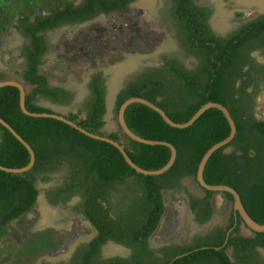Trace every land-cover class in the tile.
<instances>
[{
  "label": "trees",
  "instance_id": "1",
  "mask_svg": "<svg viewBox=\"0 0 264 264\" xmlns=\"http://www.w3.org/2000/svg\"><path fill=\"white\" fill-rule=\"evenodd\" d=\"M131 1L80 0L75 3L66 0L50 6L47 13L35 10L33 14L25 13L17 18L14 26L24 38L20 55L26 60L21 74L28 83L36 84L25 95L26 109L32 112L49 111L34 102L37 93L60 103L67 102L70 97V93L62 88L47 87L45 76L38 73L37 65L47 50L46 31L65 23H79L100 12L108 14ZM171 1L173 7L170 19L177 28L175 38L186 53L199 59L198 66L194 70H188L180 60L172 57L165 60L160 67L144 68L142 73L125 82L118 92L115 112L128 97L139 96L154 102L173 121L185 122L207 101L223 104L234 119L237 129L230 143L254 148L255 156L249 159L247 175L240 173V180L237 181L226 165L222 146L209 156L204 166L203 178L209 184H228L238 190L249 215L255 221L263 223L264 120L250 116L242 122V115L237 114L239 107L233 104L234 95L248 94L246 86L253 81L243 82L238 88L234 87V81L246 75L240 73L242 65L239 62V55L249 46L244 42L261 25L257 24L256 27L255 22H252L246 30L238 29L228 37H220L206 23L208 8L197 7L193 0ZM198 12L202 17L200 21H197ZM201 21L202 28L199 27ZM262 43L264 44V39ZM101 80L100 74L91 78L90 95L84 102L85 117L76 121L91 132H98L104 124L102 116L105 111V86ZM257 90L258 88L254 89ZM0 117L31 146L35 154L34 165L27 171L11 173L0 170V235L4 233L6 223L29 211L34 205L38 190L34 186L32 171L43 169L48 163L54 164L67 159L76 167L71 172L78 177V182L67 186L62 192L70 191L69 196L79 195L81 205H77L78 210L98 230V234L87 247H82L84 252L81 250V264H91V259L98 253L99 245L109 236L127 245H136L133 259H124L122 264H264V258L255 248L264 247V231L255 232L253 237L235 236L224 243V230L218 229L213 240L204 238L192 247L167 248L169 252L162 263L156 258L152 263L146 262L142 257L144 254H151V250L147 248L146 237L157 227L164 212L162 188L179 186L183 175L194 176L204 152L229 133L228 122L220 110L208 108L190 126L175 128L142 103L132 102L125 108L124 119L131 131L146 139L168 141L176 148L177 154L172 166L158 175L136 172L108 142L89 137L60 120L23 113L19 107V90L15 86L0 87ZM76 117L77 114L69 113L68 118L71 120ZM0 128L3 130L0 164L7 167L26 165L29 161L26 148L8 130L1 126ZM108 136L119 140L117 133L113 132ZM123 146L131 160L144 169L160 168L170 156V149L161 144L149 145L128 138ZM89 182L91 189L86 188ZM121 185L126 189L135 188L140 193L134 204L137 210L126 216L119 226L117 219V224L114 221L105 224L103 219L108 215L104 214L99 198L107 200L108 193L104 197L102 191L108 192L111 187ZM73 187L75 188L72 191ZM207 193L202 199L190 196L191 209L200 203V212H197L196 218L202 222L210 217L212 211L209 197L214 192ZM73 208L76 209V206ZM136 213L138 219L135 217V225L131 226L129 220ZM228 246H233L232 254L227 252ZM231 255L234 257L233 261Z\"/></svg>",
  "mask_w": 264,
  "mask_h": 264
},
{
  "label": "flooded vegetation",
  "instance_id": "2",
  "mask_svg": "<svg viewBox=\"0 0 264 264\" xmlns=\"http://www.w3.org/2000/svg\"><path fill=\"white\" fill-rule=\"evenodd\" d=\"M80 1V0H79ZM79 1H74L75 3ZM197 7H205L209 9V12L206 16V23L211 29V31L220 37H228L231 34H234L238 29H245L250 28V23L255 22L256 27L257 24L261 25L260 29L251 34L248 39L245 40L244 43H247L249 46L246 50H243L242 53L239 55V62L241 63L242 67L240 73L244 74L242 78H237L234 81V87L238 88L243 85V82H249L253 80L252 83H249L246 86V90L248 94L246 95H234V105L239 107L237 114L242 115V122H245L250 116L254 117L255 119H262L264 120V114L261 116L257 112L261 110L264 113V44L262 43L264 39V0H193ZM134 5L137 7L149 8L151 10V14L153 18L155 17L157 20L160 19L158 15L159 9L163 10L164 18L166 21L164 22L168 27L162 28V31L166 35L167 42L166 45H163L160 50L153 52L150 55H141V54H134L132 59L125 60L126 63V73L121 78V86L119 90L115 94V98L113 100L111 109L109 110L107 104L105 103V96H104V103H105V111L102 116V120L104 124L101 128L105 125H109V117L110 113L113 110L115 115V101L118 92L123 87L125 82L135 78L139 73H142L144 68H157L164 64L165 60L168 58L176 57L180 60L184 67L188 70H194L198 64L199 59L192 54L186 53L178 44L175 34L177 32V28L175 24L172 23L170 16H171V9L173 7V3L171 0H132L128 5ZM126 6V5H125ZM123 6V7H125ZM123 7L119 8L122 9ZM49 9V8H48ZM115 10L110 11L109 13ZM46 12H42L47 13ZM105 13L100 12L92 18H95L99 15H103ZM197 21H200L201 14L200 12L197 13ZM89 19H85L80 21L85 22ZM162 22V21H160ZM75 24L65 23L60 27L52 30H48L45 33V41L46 35L48 32L55 31L57 29L65 28L66 26H73ZM203 22L199 23V27L202 28ZM14 30L16 32L15 39H19V46L18 49L20 51L21 46L24 43V38L22 35L16 30L14 26ZM171 42H173L171 44ZM46 42V46H47ZM253 47V48H249ZM178 48L180 50L179 54H174L170 51H174ZM249 48V49H248ZM48 50V49H47ZM40 58V63L37 65L38 73L43 74L46 78L47 87H59L64 89L66 92L70 93L69 100L67 102L60 103L58 101H54L50 97L44 96L41 93H37L35 95L34 102L40 105L43 108H46L51 111L61 112L59 110H55L51 107L45 106L43 103L55 104L58 106L69 108V112H62L69 116V113L77 114L73 121H79L80 117L84 118L86 114V107L84 106V102L87 100L88 96L90 95V88L89 83L93 75L100 74L101 82L105 86V95L108 92L110 93L111 85L114 83L115 76L120 70V66L115 67V69H111L113 64H107L105 62H99L95 67L86 68L85 75L83 76V82H77L73 76V74H68L65 81L62 82H53L49 79L44 73L41 72L40 68L46 66L44 62V58L47 55L48 51ZM19 58L23 61V66L20 71L21 79H16L23 83L25 88L26 94L30 93L32 88L36 86V84L28 83L24 77L22 76L21 72L25 68L26 60L24 56L19 54ZM134 58V59H133ZM141 58V59H140ZM136 59V60H135ZM140 59V60H139ZM6 60V59H5ZM134 62H138L135 68H131ZM254 64V65H253ZM114 67V65H113ZM118 69V70H117ZM233 78V76H232ZM110 81L112 84H110ZM110 84V85H109ZM255 84L257 86H255ZM29 86V90H26V86ZM254 91V89H257ZM237 98V99H236ZM42 101V102H41ZM185 101H188L185 99ZM208 102V101H207ZM223 105V104H222ZM230 113V112H229ZM223 114V113H222ZM117 117V116H116ZM115 131L108 132L106 135L110 133H117L119 136V142L122 145L123 137L128 141V136L121 130L117 123V118L115 120ZM0 126L6 129L1 123ZM98 133H101L100 130ZM8 130V129H6ZM120 132H117V131ZM9 131V130H8ZM237 131V129H236ZM10 132V131H9ZM2 133L3 130L0 128V148L2 142ZM11 133V132H10ZM12 134V133H11ZM102 134V133H101ZM236 134V133H235ZM235 136V135H234ZM234 138V137H233ZM232 138V139H233ZM231 139V140H232ZM231 140L224 145L222 149V153L225 155V162L228 169L232 172L233 177L237 181L240 180L239 174L242 173L243 175H247L249 168V159L252 156H255V150L252 147H241L237 143H230ZM35 162V160H34ZM1 165V164H0ZM34 165V164H33ZM4 166V165H3ZM7 167V166H6ZM33 167V166H32ZM31 167V168H32ZM74 163L68 162L67 159H62L61 161H56L54 164L48 163V165L43 169L38 171H32V176L34 180V186L37 188L38 192L35 198L34 205L29 211H26L23 214L29 213L30 217L34 216L32 214V209H36L40 216L36 218L32 223L27 221V223L22 224L19 228L13 226L14 222L20 217H17L8 223H6V228L9 227V234L7 235L4 233L0 235V241L8 237H12L15 240V236H19L24 234V238H22L20 245H16V243L11 246V248L7 249L8 242L4 243L3 241L0 242V245L5 246V251L1 252L3 255L0 257V264H81V257L83 255L84 249L82 247H87L88 243L96 237L98 234V230L96 227L91 223L90 219L82 212L79 211L77 205L80 206V197L78 194H70V191L62 192L64 188L67 186L76 184L78 182L77 176L71 172L74 170ZM30 168V169H31ZM76 168V167H75ZM77 170V169H76ZM6 172V171H5ZM76 172H79L78 170ZM196 174V173H195ZM53 176L51 179L41 180L42 176ZM76 177V178H75ZM81 179V177H80ZM79 179V180H80ZM239 179V180H238ZM179 186L172 187V188H162V198H163V190H167L168 192H173L175 197L178 196L177 201H179V207H175V209L179 210L178 214V221L180 227V235L177 239H166V240H155V232L157 227L146 237L147 248L151 250V254L149 255L144 254L142 255L143 259L146 262H154L153 259L156 258L159 263H162L164 259H166L169 250L167 248L170 247H192L195 245L196 242H202L200 239L206 238L213 240V238L217 235L218 229H223L225 233V241L229 238H233L235 236H243V237H253L256 231L251 230L247 225L244 223L242 217L239 213L233 208V197L228 192H214L209 197V203L211 205L212 211L210 217L206 221H199L197 217V212H200V203L196 204L194 209L190 207V196H194L198 199H202L206 197L208 194L207 190L202 188L196 178L195 175H183L181 176ZM192 184H195L198 187V190L193 191L191 189ZM228 185V184H227ZM230 186V185H229ZM232 187V186H231ZM75 187H73L72 191ZM86 188L91 189L92 185L89 182V186ZM123 186H113L110 188L108 192L106 190L102 191V196L106 193L107 200H102L99 198L100 203L104 214L107 216L103 219L105 224H110L111 221L116 223V219L119 221L117 224L119 226L122 223V220L131 214L135 209V203L137 202V198L140 194L135 188L125 189L123 190ZM235 189V188H234ZM86 190V189H85ZM114 190V191H113ZM236 190V189H235ZM240 196V192L236 190ZM111 193V194H110ZM216 194H220V200H217ZM241 202L243 204L242 198L240 196ZM80 204V205H79ZM221 206V210L217 217V211L215 207ZM76 206V209L73 208ZM245 210L247 211L245 205L243 204ZM164 208V203H163ZM117 212V213H116ZM134 212V213H135ZM248 213V211H247ZM22 214V215H23ZM249 214V213H248ZM21 215V216H22ZM163 215V213H162ZM161 215V217H162ZM72 216H78L82 221L81 223L86 226V232L82 234H77L76 236H72L63 240L62 246L56 249H48L45 247V250L41 249V234L47 233L48 237H52V242L57 244L59 237H62L60 233H65L61 228H66L67 230L70 228V218ZM181 216V218H180ZM138 219V214L136 213L135 216L129 220L130 225H135L133 222L134 218ZM160 217V219H161ZM11 225L13 228L11 229ZM178 225V226H179ZM50 227L52 229H58L57 234H54L52 231L49 232L46 229ZM22 228L21 234L19 229ZM182 228V229H181ZM60 229V230H59ZM21 231V230H20ZM26 231L30 234L26 235ZM44 231V232H42ZM40 232V233H38ZM12 233V234H11ZM52 234V235H51ZM20 238V236H19ZM27 238V240H26ZM63 238V237H62ZM138 239H142V237H136ZM136 240V239H135ZM206 241V240H205ZM3 246V247H4ZM20 248H26V252L23 253L22 257L20 256L21 252H19ZM256 250L260 253L261 257L264 258V247L256 246ZM83 250V252L81 251ZM136 250V245H127L126 243L116 240L113 237L109 236L106 237L105 240L99 245L98 253L91 259V264H122V260L128 259L132 260L133 252ZM227 250H230V253L233 252V246H228ZM32 258V261L24 260L27 256ZM149 255V256H148ZM232 256V255H231ZM34 259V260H33ZM231 260H234V257H231Z\"/></svg>",
  "mask_w": 264,
  "mask_h": 264
},
{
  "label": "rangeland",
  "instance_id": "3",
  "mask_svg": "<svg viewBox=\"0 0 264 264\" xmlns=\"http://www.w3.org/2000/svg\"><path fill=\"white\" fill-rule=\"evenodd\" d=\"M64 1L66 0H0V81L5 79H21L20 71L23 61L19 58L18 43L20 38L15 39L16 32L14 30L17 18L25 13L33 14L35 10L46 12L50 6ZM158 15L160 16L159 20L155 17L153 18L149 8L129 4L122 9L99 15L80 24L48 32L46 35L48 52L44 58L46 66L40 68V70L55 83L65 81L68 74H73L75 80L82 83L86 68L95 67L99 62L114 65L124 60L130 61L132 59L131 56L134 54H141L142 56L150 55L160 50L163 45L169 42L164 34L165 31H162V28L168 30V27L164 23L166 19L164 18L163 10L159 9ZM170 52L177 55L180 53V50L176 48V50ZM134 63L138 64V62ZM26 90H29L28 85L26 86ZM42 104L64 113L70 111L69 108L55 104L43 102ZM257 113L261 116L264 114L261 110ZM115 120L116 115L112 110L109 117V125L101 128L100 132L107 134L108 132L115 131ZM117 132L120 131L118 130ZM122 143L126 144L124 137ZM51 177L53 176H42L41 180H48ZM125 189L123 188V190ZM191 189L196 191L198 187L192 184ZM216 196L217 200H220V194H216ZM177 197H175L173 192L163 190L164 212L155 232V240H173L177 239L181 234L182 230L178 229L180 225L178 221L179 210L177 209L180 204L177 201ZM215 208L218 217L221 206L219 205V209ZM31 212L34 216L30 217L29 213L23 214L13 223V226L17 225L19 228L22 224L27 223V221L32 223L40 216V213L36 209H32ZM70 221V228L68 230L61 228L65 233H60L63 238L59 237L56 245L51 240L53 238L48 237L47 233L41 234V249L45 250V247H48L50 250L56 249L62 246L63 240L86 232V226L81 223L82 220L78 216H72ZM13 226L11 225V229ZM9 227H5L4 233H10ZM22 230L24 229H19L20 234ZM46 230L52 231L54 234L59 233L58 229L50 227ZM26 232V235L30 234L28 231ZM19 236L16 235L15 240L10 236L1 241L4 243L8 242L6 243L8 249L14 243L17 246L20 245L24 234ZM3 246L0 245V257L3 255L1 252L5 251V246ZM19 252H21L20 256L22 257L23 253L26 252V248L19 247ZM227 252L231 254L230 250H227ZM24 260L32 261V258L27 254Z\"/></svg>",
  "mask_w": 264,
  "mask_h": 264
},
{
  "label": "water",
  "instance_id": "4",
  "mask_svg": "<svg viewBox=\"0 0 264 264\" xmlns=\"http://www.w3.org/2000/svg\"><path fill=\"white\" fill-rule=\"evenodd\" d=\"M124 61H121L117 64H114V67L112 65L111 69H115V67L117 68V66H120V70L117 73V75L115 76L114 79V83H115V87L113 90V94L111 96L112 99V103L113 100L115 98V94L116 92L119 90L120 86H121V78L123 77V75L126 73V63H124ZM136 64L134 63L132 66H130V69L135 68ZM118 70V69H117ZM110 84L111 81H110ZM109 84V85H110ZM5 85H11V86H15L18 90H19V107L21 109V111L27 115H31V116H36V117H49V118H53V119H57L60 120L66 124H68L69 126L77 129L78 131L82 132L83 134L101 140V141H105L110 143L111 145H113L123 156V158L125 159L126 163L132 167L136 172L141 173V174H146V175H158L161 174L163 172H165L166 170H168L173 162L175 161L176 158V148L174 147V145L168 141L165 140H152V139H146L143 138L137 134H135L133 131H131V129L127 126L125 119H124V111L125 108L132 102H138V103H142L148 107H150L151 109H153L155 112H157L161 118L171 127H175V128H185L190 126L206 109L208 108H216L218 110H220L225 119L228 122L229 125V133L227 134L226 137H224L223 139L215 142L214 144H212L205 152L204 154L201 156L198 165H197V169H196V174H195V178L198 182V184L207 190H211L214 192H228L232 195L233 197V208L235 210V212L237 211L239 213V215L242 217L244 223L247 225V227H249L251 230L256 231V232H263L264 231V222L263 223H259L257 221H255L245 210L240 196L238 194V192L231 186L227 185V184H209L207 183L204 178H203V170H204V166L209 158V156L218 148L226 145L235 135L236 133V125L234 122V119L232 118V116L230 115L228 109L222 105L219 102H214V101H208L204 104H202L193 114L192 116L185 122H175L173 121L170 117H168V115L166 114V112L160 108L159 106H157L154 102L145 99L143 97H139V96H131L128 97L127 99H125L120 106L117 109L116 112V118H117V123L119 125V127L121 128V130L131 139L141 142V143H145V144H149V145H153V144H161V145H165L170 149V156L169 159L167 160V162L160 168L157 169H144L138 165H136L131 158L129 157L128 153L126 152L124 146L117 140H114L113 138L109 137L106 134H101L98 132H91L85 128H83L82 126L78 125L75 121L71 120L70 118L66 117V115L62 112H55V111H44V112H32L29 111L28 109H26L25 107V95H26V91L25 88L23 86V83H21L20 81L16 80V79H5V80H1L0 81V87L1 86H5ZM107 96H108V92L105 95V103L107 104ZM0 123L6 128L8 129L12 135L26 148V150L29 153V161L26 165L22 166V167H6L3 165H0V170L6 171V172H11V173H22L24 171L29 170L33 164H34V160H35V154L33 149L31 148V146L11 127L10 124H8L6 121H4L1 117H0Z\"/></svg>",
  "mask_w": 264,
  "mask_h": 264
},
{
  "label": "bare ground",
  "instance_id": "5",
  "mask_svg": "<svg viewBox=\"0 0 264 264\" xmlns=\"http://www.w3.org/2000/svg\"><path fill=\"white\" fill-rule=\"evenodd\" d=\"M114 87H115V83H113V84L111 85L110 93H109L108 96H107V107H108L109 110L111 109V106H112V99H111V96H112V94H113ZM217 209H219V208L217 207Z\"/></svg>",
  "mask_w": 264,
  "mask_h": 264
}]
</instances>
